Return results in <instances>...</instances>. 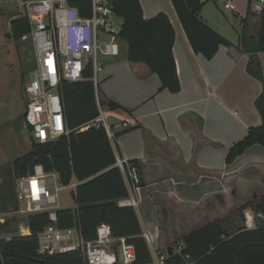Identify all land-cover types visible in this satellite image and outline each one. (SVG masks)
<instances>
[{
	"label": "trees",
	"instance_id": "trees-1",
	"mask_svg": "<svg viewBox=\"0 0 264 264\" xmlns=\"http://www.w3.org/2000/svg\"><path fill=\"white\" fill-rule=\"evenodd\" d=\"M84 1L69 2L81 6ZM170 2L194 53L209 60L220 46H231L227 39L200 18L199 12L203 5L201 0ZM112 3L114 12L122 19L119 37L127 44L129 68L139 76L156 74L160 80L159 90L179 92L180 83L172 52L175 32L168 16L160 12L145 18L139 0H112ZM80 14L85 15L83 12ZM258 15L255 52L264 51V11ZM9 24L14 40L28 35L29 26L25 17H14ZM258 69V63L251 57L247 70L261 80L263 87L255 101L262 122L250 126L246 134L229 147L226 163H231L252 145L264 146V80ZM59 89L66 125L71 131L67 136L62 135L52 142L31 141L30 151L13 159L8 173L17 179L30 173L34 165L41 164L47 171H56L63 184L69 183L74 177L78 184L72 197L77 207L74 210L59 209L57 226L71 227L78 223L82 237L92 240L95 238L96 227L102 222L107 223L114 236H127L133 244L135 260L132 264H151L150 251L135 210L117 205L118 199L127 196V190L121 172L113 166L114 151L103 128L74 131L97 114L92 83L87 80L62 81ZM109 105L113 109L117 103L109 101ZM258 169L264 173V170ZM258 201L255 212L260 217L255 228H238L234 233L227 234L220 220L228 208L219 206L204 209V224L189 232L176 251L166 241L165 212L160 210L161 238L158 248L164 247L166 252L164 264H264V194ZM14 202L16 209L15 199ZM25 223L28 234L0 239V264H83L79 251L52 255L37 252V234L49 224L47 213L28 215ZM4 224L0 223V227Z\"/></svg>",
	"mask_w": 264,
	"mask_h": 264
},
{
	"label": "crops",
	"instance_id": "crops-1",
	"mask_svg": "<svg viewBox=\"0 0 264 264\" xmlns=\"http://www.w3.org/2000/svg\"><path fill=\"white\" fill-rule=\"evenodd\" d=\"M201 1L204 3L203 0ZM139 2L142 6V0ZM141 8L145 18H151L160 12L165 13L173 26L175 36L172 52L180 83L179 92L170 93L166 89L159 90L160 80L154 73L139 76L133 72L127 62V44L126 62H121L122 60L118 59L119 54L108 62L105 60L102 72L107 66V73L103 75V78L105 77L111 82L112 80L116 82L117 78L124 75L126 82L128 81L124 85V90L128 91L130 98L140 96L141 93L144 98H140V101H143L145 97H148L146 100L148 101L152 97L150 95L154 93L152 97L154 107H151V112L136 117L126 113V116L132 119L130 129H142L141 141L138 144L136 142L116 144L115 134L114 139H109V141L114 153L136 161L139 166L141 187L156 186L163 189L152 191L155 222L150 219L144 199L140 197L142 194L139 193V205L136 209L133 208L142 235L147 234L152 242V247L147 245L152 258L151 264H155L154 248L161 253L165 251L164 247L158 248L161 238L159 221L161 215H158L160 210L165 212L166 241L176 251L182 239L189 232L204 224L203 210L221 205V202L217 203L216 200H213L212 195L208 196L211 193L206 194L207 191L201 194L203 197H207L206 200L209 198L208 203L206 201L204 204L195 203V200L187 194L193 192V188L201 183L203 178L217 179L219 177L225 185L227 178L237 175L238 172L242 173V171L236 172L237 169L247 168L254 169L252 175L264 177V173L258 169L264 170V157L247 159L238 168H234V163L240 156L233 164H225V167L218 168L208 164V161L203 162L200 157L207 147L222 148L237 141L236 138L234 142H226L219 135L222 133L231 134L234 131L232 128L234 121L237 122L240 130L245 129L244 135L250 126L260 124L258 120L252 123L245 119L244 107H252L253 101L263 89L261 80L251 75L247 69L252 57V60L258 63L259 75L264 80V51L255 52V37L247 39L245 35L248 14L251 12L247 0L246 11L241 18L243 25L240 32V43L235 45L225 38L231 43V46H220L213 58L209 60L201 54L193 52L171 2L169 6L166 5V10L152 7L145 10L143 6ZM199 15L202 21L209 26L204 20L202 7ZM253 17L254 19L251 20L253 27L259 28L257 16ZM109 95L110 101H118V97L113 93ZM116 111H112V113L115 114ZM146 116L158 117L165 132L157 134L158 130L155 126L158 125L155 121L147 122ZM172 118L175 120L176 127L172 126ZM168 121H170L169 124ZM252 147L254 146L252 145L248 149ZM226 169H229V172ZM234 172L236 173L229 176V173ZM166 181L171 183L172 188L162 186V183ZM165 188L166 190H164ZM218 189L211 192L217 194ZM231 189L233 191V187ZM209 200L215 203L212 204ZM221 201L223 203V200ZM140 206H144L141 217L138 216ZM76 207L75 203L74 208L70 209L74 210ZM220 225L222 226L221 222ZM222 228L225 230V227L222 226ZM24 230V233L21 234H28L29 230L26 225Z\"/></svg>",
	"mask_w": 264,
	"mask_h": 264
},
{
	"label": "built area",
	"instance_id": "built-area-1",
	"mask_svg": "<svg viewBox=\"0 0 264 264\" xmlns=\"http://www.w3.org/2000/svg\"><path fill=\"white\" fill-rule=\"evenodd\" d=\"M70 0H23L22 13L29 26L28 36L32 40L37 68L24 90V118L29 127V139L36 143L55 141L71 131L63 113L62 81H90L93 85L97 114L74 129L75 132L90 128H103L108 139H114L98 97L99 74L103 62L98 56L117 57L120 54L119 32L116 25L112 0H86L80 6ZM254 14L264 11V0H247ZM223 8L234 10L232 0H225ZM85 13L81 15L80 13ZM114 165L119 169L127 188V196L117 200L119 207L136 209L139 205V190L142 185L139 167L127 157L114 153ZM78 182L73 177L67 184L60 182L56 171H47L41 164L15 180V213L25 217L47 213L49 224L37 234L41 254H56L79 251L83 264H132L135 250L127 236H114L111 226L100 223L95 238L85 240L79 224L59 227L57 211L61 209L59 193L70 189L74 193ZM260 217V214H256ZM246 228H255L254 216L248 211L244 215ZM1 223L3 219H0ZM152 247L147 234L143 236ZM181 244L177 250L180 249ZM155 264H164L166 252L153 250ZM188 258V255H185Z\"/></svg>",
	"mask_w": 264,
	"mask_h": 264
},
{
	"label": "rangeland",
	"instance_id": "rangeland-1",
	"mask_svg": "<svg viewBox=\"0 0 264 264\" xmlns=\"http://www.w3.org/2000/svg\"><path fill=\"white\" fill-rule=\"evenodd\" d=\"M22 1L0 0V219H3L2 223H5L0 227V239H9L14 235L24 233L26 225V217L15 213L14 189L16 178L8 173V169L12 166V160L28 153L31 147L29 127L25 122L23 114L27 97L24 88L28 81L33 78V73L37 68L36 58L31 38L25 35L19 40H14L10 34L9 27L11 18L21 15ZM203 1L202 14L206 23L219 35L227 38L233 44L237 45L240 43V32L243 25L241 18L246 11V0H232L236 6V9L233 11L223 9L224 0ZM166 5H170L169 0H142V6L145 10L149 7L166 10ZM254 15L258 19V14L251 12L248 14L245 29L247 39L256 37L258 32V28L256 26L254 28L251 21L254 19ZM114 20L116 25H121L122 19L120 17H114ZM119 44L120 55L118 59H121V62H126V42L121 39ZM98 60L104 64L105 60L108 62L111 60V57L99 55ZM106 73L107 66L104 68V72L99 74L98 97L106 121L115 134V142L116 144H127L128 142H136L138 144L142 139V129H130L132 119L131 117H127L126 113L136 117L151 112V107H154L152 102L154 93L150 95L152 97L148 101H146L148 97L140 101V98H144L141 96V93L140 96L130 98L128 91L124 90V85L128 82H126L124 75L117 78L116 82L113 80L111 82L107 78H103V75ZM110 93L118 97V101H116L117 105L113 109L109 105ZM256 98L252 103V107H244V117L248 122L253 123L258 120L261 124L262 118L256 107ZM126 107L130 108L127 109ZM115 110L117 111L113 114L112 111ZM145 120L147 122H156L158 125L155 126L158 130L157 134L165 132L158 117L152 118L151 116H146ZM171 123L172 126L176 127L174 118H172ZM232 128L234 131L231 134H219L226 142H234L244 136L245 129L242 128L240 130L237 122H233ZM230 145H225L222 148H205L200 155L201 160L203 162L208 161V164H212L218 168L225 167V164H233L240 156L236 160V163H234V168H238L247 159L264 157V147L255 144L253 145L254 147L247 148L248 150L246 149L238 155L231 163H226L225 157ZM226 171L229 172V169H226ZM238 171H242V173ZM253 171V168L237 169L236 172L238 174L227 178L225 185H223L219 177L217 179L203 178L202 182L193 188L194 191L187 194L195 200V203L204 204L206 201L208 203L209 198L206 200L207 197H203L201 194L207 191L206 194L211 193L208 196L212 195L213 200H216L217 203L218 201L219 203L221 202V205L218 204L220 207L228 208L220 220L227 234L235 232L238 228L246 227L244 221L245 211L254 216V223L257 225L259 219L255 212V206L259 202L258 198L264 194V177L252 175ZM236 172L229 173V176ZM162 186L172 188L169 181L163 182ZM231 187H233V191ZM154 189L163 190L155 186L152 188L141 187L139 191L140 195L142 194L140 197L144 199V205H146V209L149 211L148 213L152 222H155V206L152 200V191ZM215 189H218L216 191L217 194L211 192ZM221 200H223V203ZM210 202L212 204L215 203ZM59 204L62 209L74 208L75 202L70 189L60 191ZM244 207L245 209H243ZM143 208L144 206L139 207V217H141Z\"/></svg>",
	"mask_w": 264,
	"mask_h": 264
}]
</instances>
